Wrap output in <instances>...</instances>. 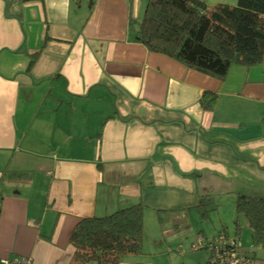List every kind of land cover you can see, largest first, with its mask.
<instances>
[{
	"label": "crops",
	"instance_id": "crops-1",
	"mask_svg": "<svg viewBox=\"0 0 264 264\" xmlns=\"http://www.w3.org/2000/svg\"><path fill=\"white\" fill-rule=\"evenodd\" d=\"M147 1L0 0V260L69 264L82 218L141 203L179 225L208 198L264 264L236 211L239 194L264 196V61L221 80L148 50L135 22Z\"/></svg>",
	"mask_w": 264,
	"mask_h": 264
},
{
	"label": "trees",
	"instance_id": "trees-1",
	"mask_svg": "<svg viewBox=\"0 0 264 264\" xmlns=\"http://www.w3.org/2000/svg\"><path fill=\"white\" fill-rule=\"evenodd\" d=\"M136 33L148 50L223 80L234 65L252 67L264 61V0L213 6L202 0H148ZM48 40L46 34L44 44ZM40 51L31 55L29 72ZM216 100L217 93L207 91L201 103L211 111ZM215 208L208 198L198 205L202 218ZM236 211L247 219L255 243L264 248V196L239 194ZM143 238L141 203L82 218L70 234L75 250L69 264H120L123 256L143 252Z\"/></svg>",
	"mask_w": 264,
	"mask_h": 264
},
{
	"label": "rangeland",
	"instance_id": "rangeland-1",
	"mask_svg": "<svg viewBox=\"0 0 264 264\" xmlns=\"http://www.w3.org/2000/svg\"><path fill=\"white\" fill-rule=\"evenodd\" d=\"M202 1L209 6H213L217 3H237V0ZM233 1L235 3H233ZM146 5L147 3L145 2L143 6L144 9H141L139 18L135 20L136 23L142 20ZM223 209L224 210L220 209V211H217V209L212 210L208 218H202L197 209L193 210L192 217H194L196 222L190 219L192 217L189 216L190 222L179 223V225H176V222L169 225L164 215H162V219L157 216L144 217L143 253L138 254L139 257H141L146 264H175L183 254L199 253L204 264L208 258L207 250H195L193 244L200 238H211L218 233L224 232L221 228L220 218L230 224L227 229L230 231V234H234L235 227L233 223L236 217L230 214L229 204ZM219 227L221 230H219ZM201 229L203 230L202 233L199 232ZM169 231H171V233H167ZM203 233H206V236H204ZM169 246H171L170 249H168Z\"/></svg>",
	"mask_w": 264,
	"mask_h": 264
},
{
	"label": "built area",
	"instance_id": "built-area-1",
	"mask_svg": "<svg viewBox=\"0 0 264 264\" xmlns=\"http://www.w3.org/2000/svg\"><path fill=\"white\" fill-rule=\"evenodd\" d=\"M193 248L204 249L209 253L207 264H253V258L245 249L239 235L218 233L211 238H200ZM0 264H35L32 257H4Z\"/></svg>",
	"mask_w": 264,
	"mask_h": 264
}]
</instances>
